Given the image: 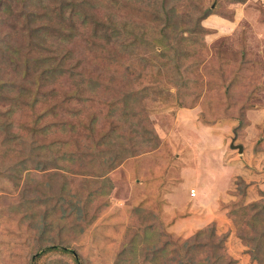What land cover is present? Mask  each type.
<instances>
[{"label": "rangeland", "instance_id": "374dc122", "mask_svg": "<svg viewBox=\"0 0 264 264\" xmlns=\"http://www.w3.org/2000/svg\"><path fill=\"white\" fill-rule=\"evenodd\" d=\"M103 1L90 0L89 11ZM5 2L0 1V118L10 111L13 129L22 139L0 146V163L26 160V167L15 185L0 174V264H32V256L38 253L37 264H75L70 254L39 250L56 243L63 223L69 248L86 264H149L142 252H137L132 260L124 243L128 246L134 241L142 245L140 224L152 222L147 216L150 213L161 233L157 244L162 239L170 241L165 256L159 258L166 264H171L167 258L175 246L174 237L186 239L209 224H214L218 235L226 236L225 248L219 252L234 259L233 264H264L251 259L229 214L233 203L248 204L264 197V0H244L240 4L229 0H184L177 6L184 13H190L196 4L199 5L196 13L206 7L213 11L201 21L206 30L199 52L189 58L186 77L190 90L184 104L177 101L176 88L168 78L173 74L171 63L166 64L167 70L162 66V71L150 70L151 63L156 65L159 60L150 56L159 51L158 45L149 51L143 37L129 36L122 41L135 42L136 55H131L104 41L99 33L94 36V25L88 20L80 32L82 39L73 40L76 42L55 55L50 41L62 37L71 24L70 8L62 12L60 8L66 1L30 0L32 7L38 9L35 24L46 32L47 42L43 46L35 45L30 38L23 4L15 0ZM43 4L46 5L41 8ZM119 11L126 22L157 26L148 11L129 5H123ZM100 19L107 18L104 15ZM226 20L234 29L227 23L222 27ZM217 29L225 32L219 33ZM34 39L41 41L38 34ZM242 44L250 54L247 63L241 65L247 73L245 78L239 77L236 65L244 55H240ZM196 45L194 51L198 42ZM70 48L72 54L64 53ZM139 55L151 63L138 81L131 82L144 63L139 61ZM45 56L55 58L52 64L57 74L46 71L41 77L35 65ZM218 59L229 61L221 68L223 73L210 70L221 67ZM89 78L99 82L94 91L88 90ZM232 80L236 83H231ZM80 81L86 82L78 89ZM9 83L11 87H6ZM236 86L233 93L229 92ZM142 87L151 94L140 98L138 108L153 129L155 146L127 158L107 174L112 189L108 198L97 199L98 204L103 201L110 204L103 216L73 228L72 217L59 224L52 222L62 213L55 208L46 217L52 240L41 242L40 234L38 237L36 234L38 225L32 223L41 219L44 205L40 204L41 210L38 204L32 210L26 209L31 198L43 199L58 192L60 184L56 182L62 181L68 183L71 191L85 192L80 189L84 175L74 174L72 168L68 172L52 166L45 171L35 168L37 162L42 164L52 154L42 146L56 140L61 142V148L70 151L92 142L93 135L99 138L116 124L115 115H120L123 108L122 92ZM206 89L210 92L209 102L203 100ZM18 93L22 94L16 97ZM203 118L210 123L203 122ZM95 119L91 130L90 124ZM29 141L37 146L31 155L27 153ZM48 178L53 182L49 183ZM193 189L195 192L191 194ZM54 201L49 200L51 209ZM139 208L142 215L137 211ZM33 210L35 214L28 221L24 213ZM57 245L62 248L61 243ZM201 256L203 253L198 252L196 258Z\"/></svg>", "mask_w": 264, "mask_h": 264}, {"label": "trees", "instance_id": "16d2710c", "mask_svg": "<svg viewBox=\"0 0 264 264\" xmlns=\"http://www.w3.org/2000/svg\"><path fill=\"white\" fill-rule=\"evenodd\" d=\"M6 1L8 2V0ZM65 1L66 2L61 3V12L70 8L71 13L68 16V19L71 24L69 29H65L68 31L63 33L62 37H53L50 41L49 46L52 51L56 53L55 55H59L60 51H63V47L76 42L73 40L82 39L80 37V32L83 27L87 25L88 20L94 25V36H97L95 32L99 33L98 36L104 38V41L113 43V45L119 46L124 51L127 50L131 55H136V53H134L136 47L135 42L123 43L122 40L132 35H134L135 39L143 37L144 44L150 46L148 47L149 51H152L153 47H156V45L159 46V51L155 53L152 52L153 55H150L156 56L159 60L155 65L151 63L147 57L139 55V61H143L144 63L131 82L138 81V78L142 77V72L147 68V64H152L150 65V70L157 68L162 71V67L166 69V64L171 63L173 74L172 76L169 75L168 78L176 88L177 101L179 104H184V98L188 97L187 93L190 90V85L188 84L186 77V72L191 64L189 58L194 52L198 53L199 46H202L201 36L206 29L202 26L201 21L213 13L210 7L201 8L200 13H196L197 7H199V5L196 4L193 6V9L190 8V13H184L183 11L177 10V6L184 0H104L101 4H96V9L94 8V11H89L87 6L91 5V3H89L90 0ZM243 1L244 0H229L230 3L234 4H240L243 3ZM15 2H21L23 4L32 42L37 46H43L47 42L45 36L46 32L41 30V27L39 26L40 24H35L36 18L34 17L36 14V17H39L37 12L38 9L32 7L30 0H15ZM45 5L46 4H43L41 8H44ZM123 5L135 7L141 9V11H148L150 15H152V19L156 21L157 26L155 24H137L136 22H133L132 24L126 22L125 18L121 16L119 11ZM104 15L107 19H100V17H103ZM75 21L78 22V25H75ZM60 30H62V28H60ZM185 32L188 33L186 36L184 35ZM36 34L41 38V41H36L34 39ZM197 42L198 48L194 51L195 49L193 48L197 47ZM241 48L242 52L240 55L243 53L245 55L246 53L247 56L242 55L240 61H238L236 65L238 66L237 70L239 74H241L239 77L245 78L247 77V73L244 68L241 69V65L247 63L248 55L250 54L246 52L243 44L241 45ZM64 53L69 55L73 52L70 48L66 49ZM54 60L55 58L52 56H45L37 61L35 66L40 69L41 77L46 74V71L50 74L58 73L54 69L55 66L53 67L52 64ZM228 62L229 61L218 59V64L221 67L219 68V66H217L216 69L214 68L210 70L215 73L221 70L220 73H223V66ZM78 73L79 72H75V74ZM83 79L84 78L81 80ZM89 79L90 83H88V90L94 91L95 88L98 87L99 82L96 78ZM84 82L86 81H80L78 89H81ZM231 83H236V80H232ZM11 84L12 83L5 84V86L11 87ZM236 89L237 86L236 88L231 87L229 92L233 93ZM157 92L160 93L161 91L157 90ZM21 94L22 93H18L16 97L21 96ZM149 94H151V92L145 87L136 90L131 88L128 91L122 92L120 99L123 101V108H121V111L119 112L120 115H115L117 120L116 124L109 127L99 138H96V136L93 135V143L88 141L83 144V147L82 145H79L77 150L70 151L66 148H61V142L56 140L46 143V147L42 146V149L46 150L47 148V151L49 153L52 152V154H48L47 160L45 159L42 164L40 161L39 163L37 162L34 165L35 168L45 171L52 169L50 168L52 166L63 168L67 172L72 168L74 169V174L84 175L81 178L84 184L80 185V189H83V192L85 190V192L82 193L79 189L75 192L71 191L66 181L56 182V184H60L58 192H51L43 199L38 197L31 198L28 204L27 202L23 204V206H26L27 204L26 209L29 207L28 209L30 210H32L37 204L44 205L42 208L41 219L32 223V225H38L39 230L36 234L37 237L40 234L41 242L44 239L52 240V236L50 235L51 228L47 226L50 224L46 223V217L53 211V209L56 211L55 208L58 210L61 209L62 213L57 215V221H51L59 224V222L62 221H69L68 218L72 217L73 222H70V224L73 228H76L77 225H87L89 222L97 220L98 217L103 216V213L107 211L110 204L108 201H103L101 204H98L97 199L101 197L108 198V193L110 189H112L113 184L107 174L118 167L127 158L136 156L145 152L147 148L155 146V142L153 141V129L149 125L147 117H143L142 110L138 108L140 98ZM209 94L210 92L208 93L206 89L203 95V100L205 102H209ZM116 107L117 106H115V108ZM225 114L227 113L225 112ZM0 120V146H3L4 144L10 145L11 142L22 139L18 137L19 135L13 129L14 124L11 120L10 111L5 113ZM34 122L37 123L38 118H35ZM96 122L95 119L90 124L89 128L91 130H93V126ZM203 122L210 123V121L205 118H203ZM22 141H24V138ZM77 144H79V142H77ZM28 147L29 149L27 150V153L29 155L33 152L35 153L37 146H34L33 142L29 141ZM25 167L26 160L2 162L0 163V174L12 181L15 185L19 183L21 173ZM89 174L92 176L89 177ZM48 182L52 183L53 181L48 178ZM241 195H243V193ZM51 198L55 200L52 209L51 207H48ZM116 209L118 210V208ZM137 211L142 215V209L139 208ZM33 214H35L34 210L26 215L24 213V218L30 221ZM229 214L235 223L237 234L247 247V252L250 254L251 259L256 260L258 263H264V197L248 204H242L240 201L237 204L233 203L229 208ZM129 215L131 214L129 213ZM147 216L151 217L152 222L149 224H140L142 228L140 235L142 245L138 246L133 241L132 244L129 243L130 245L128 244V246L124 243V249L128 250L132 256V260L136 258L137 252L138 254L142 252V257L148 261L149 264H166L163 261H160L159 258L165 256V252L168 249L167 245L170 241H163L162 239L160 240L162 243L159 242L160 245L157 244L161 233L155 226V220H153L154 217L152 216V213ZM41 220L44 221L42 224L41 222H38ZM142 222H144V219ZM63 224L64 225H61L60 231H58L59 236L55 238L56 243L46 245L45 247H41L40 245L41 248L39 250H43L42 252L45 253L47 251L58 250L70 254L75 264H86L80 256L69 248V244L67 243V240H65L63 234V231H66L67 227L65 223ZM225 237V235H218L216 233L214 224H209L207 227L197 230L195 234L186 239L174 237L176 238V243H174L175 246L171 248V257H168L167 260L170 261L171 259V264H233L234 259L226 256L223 252H219L220 249L225 248ZM57 242L61 243L62 248L58 247ZM198 252H202L203 256L196 258ZM39 257L40 253L32 256V264H37Z\"/></svg>", "mask_w": 264, "mask_h": 264}, {"label": "crops", "instance_id": "0c3cea01", "mask_svg": "<svg viewBox=\"0 0 264 264\" xmlns=\"http://www.w3.org/2000/svg\"><path fill=\"white\" fill-rule=\"evenodd\" d=\"M226 23L229 24L230 26H233L229 21L226 20V21L223 23L222 27L226 26ZM217 28H218V27H217ZM232 29H234V26H233ZM217 31H218L219 33H221V32H225V30H220V29H217ZM227 31H229V29H227ZM240 167H241V165H240Z\"/></svg>", "mask_w": 264, "mask_h": 264}, {"label": "water", "instance_id": "95a60500", "mask_svg": "<svg viewBox=\"0 0 264 264\" xmlns=\"http://www.w3.org/2000/svg\"><path fill=\"white\" fill-rule=\"evenodd\" d=\"M237 148H238V151H239V152H241V151H242V148H241V146H238Z\"/></svg>", "mask_w": 264, "mask_h": 264}, {"label": "built area", "instance_id": "2783aa9c", "mask_svg": "<svg viewBox=\"0 0 264 264\" xmlns=\"http://www.w3.org/2000/svg\"><path fill=\"white\" fill-rule=\"evenodd\" d=\"M194 192H195V191H194V189H193V190L191 191V194H194Z\"/></svg>", "mask_w": 264, "mask_h": 264}]
</instances>
